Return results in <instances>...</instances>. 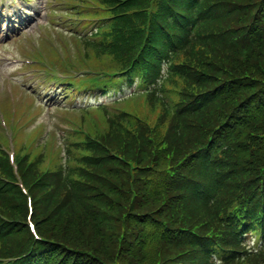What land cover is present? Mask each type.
I'll list each match as a JSON object with an SVG mask.
<instances>
[{
    "label": "trees",
    "instance_id": "1",
    "mask_svg": "<svg viewBox=\"0 0 264 264\" xmlns=\"http://www.w3.org/2000/svg\"><path fill=\"white\" fill-rule=\"evenodd\" d=\"M164 2L176 6L182 12V22L191 20L196 26L201 41L197 52L200 56H195L189 67L193 69L197 66L204 73L212 69V66H208V58L212 55L211 39L208 28L203 25L206 13L213 18L217 17L223 12L219 6L225 5L218 3H228L226 19L230 23L245 21L247 13L264 22V0H166ZM140 3L141 0H132L128 6L130 9H135L140 7ZM194 14H197V20L194 19ZM255 36L259 37L264 45V28L259 29ZM238 60L242 62L241 53L230 62L236 63ZM261 62L264 65V55ZM187 70L185 66L184 78ZM240 78L244 80L243 77ZM181 80V77L178 79L176 76L172 79L174 83ZM249 90L238 91L237 98H243ZM194 92L200 97L206 93V90L194 83ZM248 100L250 109L245 111H239L235 106L230 105L231 103L226 105V108L239 115L234 116L235 120L241 122L228 132L224 131L221 137V143L228 144L226 150L228 156L219 157L212 162L213 171L221 181L216 194L215 208L196 206V202L191 203L186 199L185 192L195 185V181L202 182L199 179L201 175H209L211 172L209 168L198 166L183 154L189 148L201 145L202 136L196 126V116L189 114L191 116L189 138L179 139L180 151L165 161L166 164L161 170H157L159 167L152 161L160 155L169 154V149L156 134L157 112L151 105L147 110L135 111L137 115L131 116L126 124L116 128L119 136L127 139L125 148H130L132 154L126 156L135 164L134 171L123 162L109 156L105 157V161L99 167L98 185L81 171L73 174L70 171L64 180L75 189L78 196L70 191L69 185L62 183L53 193L40 198L34 221L47 242L36 243L33 254L22 263L27 261L34 264L44 255H52L54 249L58 252L53 258L55 264H73L79 251L84 252L92 246L89 252L100 255L101 250L95 244L97 239L100 245H106L109 250H121V242H128L134 234L133 230L128 228V224H133L136 215L138 217L143 212L151 217L162 218L156 210H159V213L163 212L165 220L173 224H177L180 217L198 220L201 223L196 222L192 228L201 233L202 237L209 238L207 247L216 250L222 248L220 242L222 228L232 233H239L249 225L256 224L253 229L259 230L260 224L264 221V86ZM142 101L147 103L145 99ZM211 114L217 121V116ZM248 114L250 117L246 118ZM212 117H207L208 122L213 121ZM202 132L206 138L222 133L209 127H205ZM206 164L211 163L206 161ZM137 166H147L149 171H141ZM152 182L160 184L157 191L162 193L160 199L153 200L145 195V190ZM134 196L140 200V205L137 207L140 212L131 204ZM20 204L21 207H25L24 200H21ZM245 212L248 213L243 214ZM193 222L189 221L187 224ZM101 226L110 229L107 239L111 246L102 241L106 237L100 233ZM31 240L32 237L27 232L16 233L6 241L2 255L27 252ZM116 240L118 243H114ZM212 241L215 243H210ZM72 249H75L73 254L70 253ZM105 254L101 252V255Z\"/></svg>",
    "mask_w": 264,
    "mask_h": 264
},
{
    "label": "rangeland",
    "instance_id": "2",
    "mask_svg": "<svg viewBox=\"0 0 264 264\" xmlns=\"http://www.w3.org/2000/svg\"><path fill=\"white\" fill-rule=\"evenodd\" d=\"M6 1V0H4ZM17 3H23L22 0H17ZM44 0H30L27 3H25V7L29 11V21L30 23L26 24L24 26L25 30L21 31L16 38H10L7 43L3 44L0 46V48H5L9 50H13L18 56H23L24 54L22 53L23 49L21 50L22 47L26 49H31L27 45L29 44L30 38L35 35V38H39V31L41 25L44 23L46 15L45 11L42 10V7L44 6ZM23 27V26H22ZM27 44V45H26ZM1 51V49H0ZM5 69L0 70V83L1 87L4 88L5 90H2L0 93V98H1V112H0V121L1 119L5 120V125L8 129V132L0 126V143L4 148L8 146L7 140H8V134L13 132L11 122L8 120V117L14 116L18 113V105L15 100V95L17 94V91H14L13 93L8 89L10 87L11 82H19L21 83L22 80H11V76L16 74L15 70L17 69L16 66H11V65H6L3 66ZM11 81V82H10ZM53 93V94H52ZM50 96L51 99H54L55 94L57 92L53 91ZM108 101V99L101 98L99 100H96L95 98H82L78 99V104L74 105V107H82L87 101H89L91 104L96 103L97 101ZM8 116V117H7ZM46 117H48L50 120L54 119L53 114H49L48 112L45 113ZM14 147L15 150L18 154H20L21 150L23 149L22 145H19L16 141L14 142ZM98 245V243H95ZM161 246H157L153 252L150 254H147L149 256V259L152 258H160V252Z\"/></svg>",
    "mask_w": 264,
    "mask_h": 264
},
{
    "label": "bare ground",
    "instance_id": "3",
    "mask_svg": "<svg viewBox=\"0 0 264 264\" xmlns=\"http://www.w3.org/2000/svg\"><path fill=\"white\" fill-rule=\"evenodd\" d=\"M250 60L249 59H247V61L246 62H249Z\"/></svg>",
    "mask_w": 264,
    "mask_h": 264
}]
</instances>
